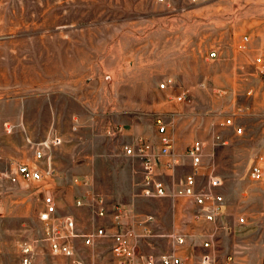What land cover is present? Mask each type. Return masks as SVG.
Here are the masks:
<instances>
[{"label":"rangeland","instance_id":"obj_1","mask_svg":"<svg viewBox=\"0 0 264 264\" xmlns=\"http://www.w3.org/2000/svg\"><path fill=\"white\" fill-rule=\"evenodd\" d=\"M257 57L264 59V0H0V264H22L19 241L32 246V264H70L44 239L45 192L82 230L104 225L107 237L82 250L96 264H113L123 222L142 254L171 250L177 231L196 243V263L198 235L208 231L217 264H264V180L250 176L254 164L264 169ZM231 116L241 134L227 124ZM158 119L182 161L202 141L201 172L222 178L227 201L217 224L196 223L188 197L142 194L143 168L127 148L141 136L157 145ZM52 134L62 143L49 149L51 177L13 182L19 162H34L33 142ZM190 170L160 169V177L175 187ZM89 193L104 199V218L77 205Z\"/></svg>","mask_w":264,"mask_h":264},{"label":"built area","instance_id":"obj_2","mask_svg":"<svg viewBox=\"0 0 264 264\" xmlns=\"http://www.w3.org/2000/svg\"><path fill=\"white\" fill-rule=\"evenodd\" d=\"M164 2L166 0H158ZM245 39L247 37L245 36ZM212 55H216L213 52ZM258 72L264 77V59L256 58ZM168 82H162L161 87L165 88ZM176 99L183 102L187 99L186 93H180ZM157 131L161 135L159 143L148 137H138L127 148L129 154L139 158L143 168L142 194L146 197H168L171 195L185 196L190 198L197 209L194 211V221L204 224H217L226 214L227 201L225 194L220 190L223 180L213 170L202 173L204 167V145L201 140L192 141L186 148L188 160L182 161L172 146L171 137L168 134L167 123L158 119ZM227 124L235 127V133L241 134L244 126L238 125L234 117L227 119ZM11 126L8 125V129ZM62 143L58 134L49 135L47 139L33 142L34 162H19L16 171L9 175L13 182L20 179L27 181H46L53 174L51 168L52 156L49 149ZM46 161L44 167L41 163ZM188 162V163H187ZM190 166L191 170L185 172L177 186L173 187L160 177L161 171L172 170L176 167ZM250 176L255 181L264 180V169L260 163L251 167ZM48 191V188H46ZM44 207L39 212V220L42 222L44 239L48 242L50 251L55 255H63L70 259V264H96L93 259L83 255V249H93L95 244L104 237H107L104 225L96 224L91 229L84 231L71 214H58L56 198L51 192L43 194ZM77 205L91 207L97 218H104L107 210L104 199L94 193H89L88 198H79ZM125 215L122 208L116 207L114 216L121 220ZM153 216H148L145 224L151 223ZM240 222L245 217L239 218ZM226 230L228 226L224 227ZM172 249L158 254L140 253L138 238L133 228L128 224L126 229H120L112 239L110 248L113 264H217V255L212 244L211 233L202 231L198 237L202 252L199 254L198 262L190 260L186 253L188 235L181 232H174ZM79 241L81 245H79ZM21 251L22 264H32L34 250L29 242H18ZM229 260L233 255L227 256Z\"/></svg>","mask_w":264,"mask_h":264},{"label":"crops","instance_id":"obj_3","mask_svg":"<svg viewBox=\"0 0 264 264\" xmlns=\"http://www.w3.org/2000/svg\"><path fill=\"white\" fill-rule=\"evenodd\" d=\"M195 204V203H194ZM195 210L197 209V206L195 205ZM124 211V210H123ZM125 212V211H124ZM125 216V215H124ZM124 221V220H123ZM196 222V221H195ZM196 223H198V222H196ZM120 227H122L121 229H126V222H123V225L121 224V225H119ZM195 245H196V243H189V240H188V242H187V245H186V253H187V255L189 254V252H191L192 251V253H193V248L195 247ZM202 252V251H201ZM190 260H192L193 261V258H191L190 257Z\"/></svg>","mask_w":264,"mask_h":264}]
</instances>
